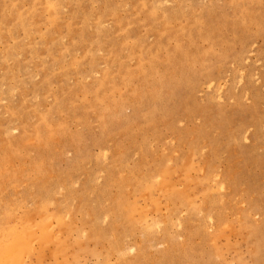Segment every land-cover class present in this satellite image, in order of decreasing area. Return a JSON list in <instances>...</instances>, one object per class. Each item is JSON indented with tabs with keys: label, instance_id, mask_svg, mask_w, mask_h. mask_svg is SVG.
<instances>
[{
	"label": "rangeland",
	"instance_id": "obj_1",
	"mask_svg": "<svg viewBox=\"0 0 264 264\" xmlns=\"http://www.w3.org/2000/svg\"><path fill=\"white\" fill-rule=\"evenodd\" d=\"M19 223L24 264H264V0H0Z\"/></svg>",
	"mask_w": 264,
	"mask_h": 264
},
{
	"label": "bare ground",
	"instance_id": "obj_2",
	"mask_svg": "<svg viewBox=\"0 0 264 264\" xmlns=\"http://www.w3.org/2000/svg\"><path fill=\"white\" fill-rule=\"evenodd\" d=\"M58 141V140H57ZM41 161V160H40ZM41 164H43V163H41ZM45 165V164H44ZM42 167H44L45 168V166H42ZM23 169V168H22ZM15 171H16V169H14ZM36 170V169H35ZM31 171V170H30ZM22 172V171H21ZM164 182V181H163ZM32 184V183H31ZM164 185V184H163ZM166 187V186H165ZM15 191V190H14ZM13 198V197H12ZM157 200V199H156ZM25 202V201H24ZM52 203V202H51ZM12 204V203H11ZM17 205V204H16ZM38 205V204H37ZM36 205V206H37ZM44 206V205H43ZM12 208H14V207H12ZM19 208V207H18ZM40 208V207H39ZM42 208V207H41ZM45 208H46V206H45ZM33 209V208H32ZM36 209V208H35ZM10 211V210H9ZM71 211V210H70ZM14 212V211H13ZM30 213V212H29ZM29 213H28V216H29ZM35 213V212H34ZM26 214V213H25ZM15 215H17V214H15ZM27 215V214H26ZM25 215V217H27ZM12 216V215H11ZM19 216V215H18ZM17 216V217H18ZM31 216V215H30ZM61 216H63V215H61ZM60 216V217H61ZM8 217H9V215H8ZM16 217V216H15ZM16 217V218H17ZM21 217V216H20ZM42 217V216H41ZM56 217V216H55ZM70 217V216H69ZM28 218V217H27ZM57 218V217H56ZM21 219V218H20ZM43 219V218H42ZM48 219H49V217H48ZM59 219V218H58ZM29 220H30V217H29ZM32 220V219H31ZM56 220V219H55ZM47 221V220H46ZM60 221V220H59ZM58 221V223H60ZM30 222V221H29ZM29 222H25L26 224L28 223L29 224ZM32 222H33V220H32ZM42 222H44V221H42ZM13 223V222H12ZM24 223V224H25ZM34 223V222H33ZM41 223V222H40ZM45 223V222H44ZM47 225H48V223H46ZM18 225V224H17ZM16 224H15V226L16 227H13V228H11L10 229V231H9V237H5V239L7 240V238H9V240L8 241H6V243H1V245H0V264H24V262H25V260H24V257H26L25 255L27 254V253H29L30 252V250H33L31 247H30V245H31V241L34 239V240H36V236H34V231L31 229L32 227H30L29 226V228L31 229L30 231L28 230V228H25L24 229V227H25V225L23 226V228H22V226L20 225V223H19V225L20 226H17ZM30 225V224H29ZM41 227H43L42 226V223L41 224H39ZM43 225H45V224H43ZM46 225V226H47ZM28 226V225H27ZM26 226V227H27ZM40 226H37V228H38V230H39V227ZM49 226H51V225H49ZM43 228H48V226L47 227H43ZM41 229V228H40ZM64 229V228H63ZM25 230H27V231H25ZM42 230V231H41ZM40 231L41 232H43V229H41ZM46 230V232H45V234L44 233H40V236L39 237H41V235L42 234H44L45 235V237H46V234H47V229H45ZM33 231V232H32ZM36 231V230H35ZM5 232V231H4ZM6 232H8V231H6ZM6 232H5V234H6ZM33 234H32V233ZM54 232V231H53ZM4 234V235H5ZM31 234L35 237V238H33L32 236H31ZM39 234V233H38ZM52 234V233H51ZM35 235H37V234H35ZM1 236V235H0ZM43 236V235H42ZM49 236V235H48ZM50 236H53V234L52 235H50ZM38 237V236H37ZM38 237V238H39ZM44 237V236H43ZM44 237V238H45ZM66 237V236H65ZM33 238V239H32ZM47 238V237H46ZM61 238V237H60ZM1 239V238H0ZM41 239V238H40ZM50 239V238H49ZM57 239H59V238H57ZM33 240V241H34ZM60 240V239H59ZM58 240V241H59ZM69 240V239H68ZM41 241H45V240H42L41 239ZM48 242H52L51 240L49 241V240H47ZM66 241V240H65ZM2 242V241H1ZM46 242V241H45ZM44 242V243H45ZM39 243V242H38ZM56 243V242H55ZM46 244H47V242H46ZM53 245H54V242L52 243ZM49 245V244H48ZM34 246V245H33ZM58 246V245H57ZM63 246V245H62ZM47 247H49V246H47ZM45 249V248H44ZM59 249H61L60 247H59ZM59 250H57V252H58Z\"/></svg>",
	"mask_w": 264,
	"mask_h": 264
}]
</instances>
